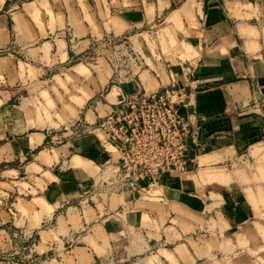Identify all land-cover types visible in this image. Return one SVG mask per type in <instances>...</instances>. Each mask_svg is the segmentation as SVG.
I'll use <instances>...</instances> for the list:
<instances>
[{"label": "crops", "instance_id": "0c3cea01", "mask_svg": "<svg viewBox=\"0 0 264 264\" xmlns=\"http://www.w3.org/2000/svg\"><path fill=\"white\" fill-rule=\"evenodd\" d=\"M172 77L195 166L97 189L117 172L106 135L75 130ZM67 79L69 126L32 129L31 99ZM260 154L264 0H0V264H264Z\"/></svg>", "mask_w": 264, "mask_h": 264}, {"label": "built area", "instance_id": "2783aa9c", "mask_svg": "<svg viewBox=\"0 0 264 264\" xmlns=\"http://www.w3.org/2000/svg\"><path fill=\"white\" fill-rule=\"evenodd\" d=\"M185 97L186 90L172 77L162 90L118 99L97 124L75 130L106 135L103 149L117 172L100 181L97 189H149L161 175L185 173L195 166L192 151L198 145L197 130L191 116L182 112Z\"/></svg>", "mask_w": 264, "mask_h": 264}, {"label": "rangeland", "instance_id": "374dc122", "mask_svg": "<svg viewBox=\"0 0 264 264\" xmlns=\"http://www.w3.org/2000/svg\"><path fill=\"white\" fill-rule=\"evenodd\" d=\"M107 46H100L97 47L95 51L87 55L86 58H83V62H90L95 59V57L99 55H103L107 52H105ZM57 81V80H56ZM47 85V84H46ZM57 85L59 86L58 88ZM56 87H52L51 90H48V96L45 98H41L39 100H32V108L33 110V116L31 120L33 121V128L35 130H50L52 125L56 126V124H51V119L59 120V122L62 123L64 126H69L67 122L63 123V121L68 120V114L69 111V103H73V95L81 94V87L80 84L71 81L70 79H67L66 81H63V84L57 83ZM53 86V85H52ZM55 86V84H54ZM49 89V85H48ZM107 89V88H105ZM105 89L103 92H105ZM72 96V97H71ZM49 120V121H47ZM50 122V124H49ZM263 155L264 154H260ZM256 160H261L260 158L256 157L254 158ZM232 165H229L228 168L225 167V170L227 172L237 170L239 168H242V171L245 170L244 163H237L236 161L230 162ZM255 165H260V163L254 162ZM7 164V163H6ZM14 164V163H12ZM247 164V163H246ZM5 165V163H1L0 166ZM7 165H11V163H8ZM242 165H244L242 167ZM249 165V163H248ZM249 170L254 169L249 166ZM11 201H13L10 197L7 198L3 204H1L3 207L7 208L9 207ZM3 225H1L2 227Z\"/></svg>", "mask_w": 264, "mask_h": 264}]
</instances>
